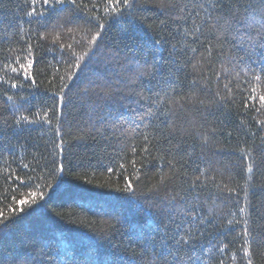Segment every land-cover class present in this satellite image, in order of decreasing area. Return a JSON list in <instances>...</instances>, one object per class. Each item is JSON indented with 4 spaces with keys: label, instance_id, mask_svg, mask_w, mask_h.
I'll list each match as a JSON object with an SVG mask.
<instances>
[{
    "label": "trees",
    "instance_id": "trees-1",
    "mask_svg": "<svg viewBox=\"0 0 264 264\" xmlns=\"http://www.w3.org/2000/svg\"><path fill=\"white\" fill-rule=\"evenodd\" d=\"M92 2L84 0L85 4ZM95 2L100 4L94 11L102 17L101 22L105 24L103 29H97L95 21L87 23L91 9L76 13L79 24L93 34L97 30L101 32L96 42L89 44L91 34L85 32H76L75 40L61 34L54 43L53 37L57 35L55 24L67 18L70 11H75L68 6L63 11L59 6L55 10L49 8L45 22L38 17L27 16L25 13L28 9L23 0H0V77L10 82L18 79L23 84L19 88H10L9 84L0 85V110H4L0 119H7L9 125L0 136V211L9 217L7 227L0 225V264H141L144 244L151 240L158 246L163 225L169 223L170 218H179L177 210L168 207V198L182 185L181 177L173 178L166 188L151 190L158 184L161 175H171L167 167V160L171 157L166 156L161 161L153 152L145 159L140 152L143 147L140 134L152 133V127L146 125L154 121L152 117H147L141 123L139 116L147 111L150 105L148 98L155 100L156 93L162 92L167 84L161 82L157 85L156 81L149 83L147 77L140 79L134 73L137 64L144 61L151 64L156 41L163 45L156 47L159 48L158 55L165 76L170 62L186 47L199 51L193 53L189 50L186 56L181 57V63L193 56L199 59L203 52L201 43L191 35L185 37L183 31L197 19V13L204 15L200 9L192 7L201 0H185L188 4L184 12L187 20L180 22L179 29L171 22L167 27H157L159 21L168 15L175 16V13H163L157 6V0H137L138 7L130 14L125 11L123 16H108L103 11V0ZM42 7L47 6L37 5V11H41ZM41 34H47V39H40ZM200 41L207 43L204 36L200 37ZM29 43L33 45L32 75L35 85L31 80L24 79L22 72L12 73L3 69L4 63H12L5 57L11 55L14 59L16 56H26ZM60 43H72L75 56L70 57L66 49L59 47ZM173 44L176 45L175 50ZM79 57H83L79 67L70 68L69 65L74 66ZM227 61V55H214L211 68H205L204 76L211 79V87L207 91H198L206 107L201 108L199 113L193 112L198 120L202 115L201 122L205 123V127H215L221 132L216 137V145L223 150L217 151L213 146L205 156H200L197 147L191 159L181 152L177 159L184 156L180 160L184 168L180 169L178 164L177 170L178 173H186L184 178L191 180L199 175L197 167L204 169L211 162L217 171L209 175H214L217 183L236 187L247 182V200L250 202L247 212L258 225L264 226V164H261L259 171L254 169L252 173L247 172L246 161L237 150L244 146L242 141L252 142L251 132H256L258 137L264 136V131H260L252 119L256 115L254 111L244 113L241 104L242 97L249 94L245 89L256 87L260 94H264V75L257 83L252 78L259 74L255 65L247 75L240 72V66H237L229 84L235 99V103H232L223 91L229 77L222 75L217 81L215 75L230 67ZM20 62L25 61L22 58ZM235 72H240L238 79ZM69 75L71 79H68ZM61 76L65 77L64 83L69 85L64 90L66 104L63 109L62 151L53 146V133L42 122L23 130L12 127V115L4 95L27 97L35 112L38 107L53 103V94L59 90ZM194 76L191 65L180 73L181 79L186 77L185 83ZM202 85L203 82L201 88ZM217 90L226 97L223 103L218 102L215 95ZM182 91L189 93L191 89L185 86ZM160 110L164 111L163 101ZM256 118L264 119L261 116ZM163 119L165 117L160 116V120ZM137 125L139 128L133 132ZM227 132L232 135L229 137ZM246 132L249 134L245 135ZM59 142L57 138L56 143ZM193 143L192 138H187L189 150ZM132 147L137 148L135 153L131 151ZM33 155L40 157L39 166L32 159ZM133 160L136 161L135 168L132 166ZM53 161L55 167L63 164V169L53 171ZM24 164L29 167L24 168ZM109 167L113 169L111 173L107 171ZM9 173L27 174L34 179L25 186L5 180ZM125 179L132 182L133 191L120 190L125 187ZM209 189L219 197L215 205L207 200ZM32 192H43L44 196L42 199L38 196L35 204L16 203L21 199H31ZM201 200L206 201L205 206L201 208L197 205L196 211L202 216L207 214L209 207H215L218 214L225 217L235 211V195L227 191L218 192L211 184L205 189ZM240 203H244L243 188ZM9 205L23 208V211L10 215ZM239 215L237 213V217ZM223 223L226 221H219L216 226L208 228L207 232L211 235L206 233L201 243H229L226 264H232L234 253L236 264H246L240 259L242 253L236 251L240 247V239H232L239 228L229 232L228 227L231 226L219 227ZM215 255L220 258L218 252ZM206 261L207 257L204 258L205 264ZM253 264H264V254L258 251L253 256Z\"/></svg>",
    "mask_w": 264,
    "mask_h": 264
},
{
    "label": "snow or ice",
    "instance_id": "snow-or-ice-1",
    "mask_svg": "<svg viewBox=\"0 0 264 264\" xmlns=\"http://www.w3.org/2000/svg\"><path fill=\"white\" fill-rule=\"evenodd\" d=\"M24 6L27 7L26 15L29 17H38L42 21H47L48 9L55 10L59 6L63 11L65 6L75 11H70V14L63 21H57L54 28L57 35L53 37L54 43L59 40L60 35L70 36L75 40L76 32H85L91 34V40L89 44H94L97 38L101 35L99 30L91 33L90 29L83 27L78 23L79 17L76 13L83 11L84 9H91L90 17L87 23L91 24L95 21L97 29H103L105 24L101 22L102 17L97 14L94 9L100 7L99 3L95 0L89 5L85 4L84 0H23ZM37 5L47 6L42 7L41 11H37ZM157 6L163 13H175V16L168 15L166 19L160 20L159 25L167 27L169 22L176 24L179 29L180 22L186 21L187 17L184 16V12L188 8V4L185 0H157ZM138 7L137 0H103V11L108 16H123L125 11L128 14L132 12L134 8ZM193 8L200 9L204 15L201 16L197 13V19L194 20L189 28H185L183 35L187 37L191 35L196 42L201 43L203 52H201L199 59L195 56L189 60L181 63V57L186 56L190 50L193 53L199 51L197 48H185L169 64V70L167 76L164 75L162 68L163 63L158 55L159 47H162L160 41H156L152 56V62L149 64L144 61L143 64H137L134 76L140 79L148 78L149 83L156 81L157 85L161 82H165L167 87L162 92L156 93L155 100L151 97L150 105L147 111L143 115L139 116L141 123L145 122L147 117H152L154 123L151 125L153 129L152 133H141L143 147L140 148V152L144 154L145 159L151 156L153 152L157 153V159L163 161L166 156H170L171 159L167 160V167L170 169L171 175L165 177L161 175V178L157 185L151 189L152 191H159L161 188H166L169 181L176 178L178 175L182 179V185L178 187L174 195L168 198V207L177 210V219H169V223L163 225V232L157 246L155 241L149 240L142 248L141 264H205L204 258L207 257L206 264H226L228 259L229 243H214L208 241L206 244L201 243V238L207 233V229L216 224L219 221H226V223L219 224V227H228V231H235L238 227L239 231L235 232L233 240L239 238L241 241L240 247L236 250L242 253L240 259L245 261L246 264H253V256L259 251L260 254H264V226L258 225L252 218L251 214L247 212L249 201L247 200L248 184L237 185L236 187H229L227 184L221 185L216 182L214 173L217 169L213 168L211 162L208 167L200 169L197 167L196 171L199 175L195 176L191 180L184 178L186 173L179 172L177 165L180 164V160L187 156L189 159L196 154V148L200 149V156H205L207 151H210L213 146H216L217 151H222V147L216 145V137L221 134L215 127H205V123L201 122L202 115L198 120L193 112L199 113L201 108H205V100L201 97L200 91H207L211 87V79L204 76L205 68H211L214 55L215 56H228L227 63L230 67H225L223 72H216L217 81L220 77L228 76L229 81L223 85V91L227 93L228 99L235 103L234 94L229 84L232 82V72L240 66V72L247 75L253 71L252 65H255L259 69V74L252 77L257 83L262 79L264 75V0H201L200 3L193 4ZM204 36L207 43L200 41V37ZM40 39H47V34H41ZM227 46V47H226ZM61 49H66L70 57L75 56L73 51V44L60 43ZM175 50L176 45H172ZM9 49V53H11ZM27 55L24 57L16 56L12 59L11 55L6 56V60H11L12 63H4L3 69L10 70L12 73H23L24 79L31 80L32 85H35V79L32 75V69L34 65L33 59V45L28 44L26 49ZM241 53L243 55H241ZM170 55H172L170 53ZM24 59V63L20 60ZM83 57L76 59L75 65H69L72 67H79L80 60ZM118 59V57H117ZM193 61H195L193 63ZM15 64L16 66H12ZM188 65H191L192 72L195 74L191 81H186V77L181 79L180 73L184 71ZM172 69H175L173 71ZM240 72H235V77H240ZM72 76L69 75L68 79ZM65 77L61 76V85L59 90L55 92L53 103L50 106L43 108H37L35 112L32 111V104L27 97L20 96L14 98L12 95L6 96V102L9 105V109L12 115V127L23 128L30 127L32 125H38L41 122L48 125L49 131L53 133L52 144L55 148L63 150V126L65 122V113L63 111L66 104L65 89L69 87L67 83H64ZM201 82H203L201 88ZM9 84L10 88H19L23 84L18 79L10 82L9 80L0 77V85ZM189 87L191 91L189 93H183V87ZM249 92L248 95L243 96L241 100L242 110L244 113L254 111L256 115L252 117L255 124L260 131H264V119H257L256 116L264 117V94H260L256 87L251 89H245ZM219 103H223L226 99L221 92L217 90L215 93ZM161 101L164 102V111L160 110ZM27 105V107H26ZM5 109V110H9ZM155 109V111H154ZM3 111L0 110V117L3 116ZM41 111L43 114L41 115ZM31 116V118H30ZM160 116H164L165 119L160 120ZM55 120V124H53ZM159 121V123H155ZM243 123V122H242ZM8 120L0 119V136H3V130L8 128ZM139 125L132 129L136 132ZM249 133L246 132L245 135ZM229 137L231 132H227ZM192 138L194 143L189 150L186 146L187 138ZM252 142L247 140L242 141L244 145L238 147V151L242 154V158L246 161V170L252 173L255 169L260 170L261 164H264V136H257L256 132H251ZM59 138V144L56 143V139ZM258 140V142H257ZM39 149H37V152ZM131 151L135 153L136 147H132ZM183 152L184 156L178 155ZM216 153L214 152L213 155ZM32 159L37 161L39 166L38 155H33ZM187 161H185L186 163ZM53 171L59 172L63 169V164L59 167H55L53 161ZM136 161H132V166L135 168ZM24 168H28V164L23 165ZM120 167H123L121 165ZM184 165L180 164V169H183ZM109 173L113 171L111 167L107 169ZM137 172L140 169H136ZM5 180H13L19 182L22 185L27 186L30 181H33V176L30 175H13L9 173ZM209 184L215 187L218 192L227 191L230 194H234L236 198L235 211L228 214L227 217L220 216L215 207H209L206 215H201L196 211L197 205L201 208L205 206L206 201L201 200V196L204 194L205 189H208ZM111 187V185H108ZM119 188V185H117ZM241 188L244 191V203H240ZM121 191H133L132 182L125 179V187L120 189ZM43 198V192L31 193V199H21L16 201L20 205L35 204L37 197ZM215 194L208 190L207 200H211L215 205ZM9 214L15 215L17 212H22L23 208H13L8 206ZM239 213V217H237ZM9 217L0 211V225L7 227V221ZM220 254V258H217L215 253ZM232 264H236V255H232Z\"/></svg>",
    "mask_w": 264,
    "mask_h": 264
}]
</instances>
